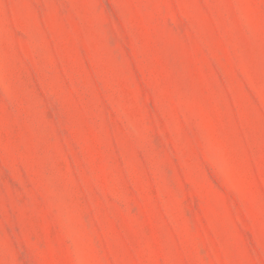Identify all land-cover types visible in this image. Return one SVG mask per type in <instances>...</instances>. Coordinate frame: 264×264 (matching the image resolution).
<instances>
[{"label":"rangeland","instance_id":"rangeland-1","mask_svg":"<svg viewBox=\"0 0 264 264\" xmlns=\"http://www.w3.org/2000/svg\"><path fill=\"white\" fill-rule=\"evenodd\" d=\"M0 264H264V0H0Z\"/></svg>","mask_w":264,"mask_h":264}]
</instances>
